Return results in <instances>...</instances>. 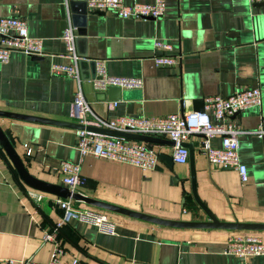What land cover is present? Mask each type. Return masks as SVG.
<instances>
[{
  "label": "crops",
  "instance_id": "1",
  "mask_svg": "<svg viewBox=\"0 0 264 264\" xmlns=\"http://www.w3.org/2000/svg\"><path fill=\"white\" fill-rule=\"evenodd\" d=\"M133 1L125 0L127 4ZM14 9L26 19L30 36L44 40L45 55L13 53L9 63L0 64L3 112L73 122L78 83L53 76L52 63L77 65L85 99L94 116L103 120L202 112L208 97L259 89L260 108L234 118L243 130L238 137V155L247 169L245 183L235 169L209 163L199 150L200 137L189 143L194 145L197 192L212 214L220 222L264 224V140L253 133L264 116V4L166 0L163 18L143 20L92 11L85 0L68 4L64 0H1L0 18L12 16ZM69 27L76 30L78 61L67 56L62 40ZM155 38L173 42L175 53L181 55L177 66H155V55L169 54L155 49ZM85 56L105 61L111 76L142 78L143 87L95 90L87 81L93 74L91 63L80 64ZM0 126L11 132L27 170L41 181L63 186L61 163L80 161L74 129L3 117ZM25 145L32 149L30 156ZM215 145L220 146L219 138ZM151 147L172 156L171 146ZM81 174L84 185L79 193L89 198L170 221H209L192 193L189 161L174 162L170 168L160 159L155 170L144 171L87 156ZM28 192L42 193L45 200L36 204ZM57 198L25 184L0 147V262L50 261L53 243H45L44 236L62 222ZM74 203L77 208L106 214L116 223L117 234H101L89 224L72 220L56 232L65 250L64 263L78 258L81 264H264V255L242 258L225 253L228 239L257 236L264 242L262 231L164 227L84 202Z\"/></svg>",
  "mask_w": 264,
  "mask_h": 264
},
{
  "label": "built area",
  "instance_id": "2",
  "mask_svg": "<svg viewBox=\"0 0 264 264\" xmlns=\"http://www.w3.org/2000/svg\"><path fill=\"white\" fill-rule=\"evenodd\" d=\"M1 1V0H0ZM72 0H64L68 4ZM250 6L264 4V0H247ZM92 11H112L122 19H161L166 12V0H154L152 3H143L134 0L127 4L125 0H85ZM76 30L67 28L62 35L68 54L78 61L75 56ZM156 50L168 51L169 54L155 55L152 60L157 68H173L180 63L181 55L175 53L174 44L171 41L154 39ZM13 53H23L28 57L44 56V40L31 37L26 19L14 9L10 17L0 18V64L9 63ZM97 62V76L91 81L97 91H106L110 88L140 89L143 80L140 77H120L108 74L106 63ZM51 74L58 77H66L76 80L78 89L74 97L71 118L73 122L84 126H96L116 132L137 134L142 136L158 137L172 141V157L175 163L186 164L189 161V150L184 147L193 137H200V152L206 156L209 163L221 168L235 169L242 183L248 179L246 166L240 163L238 155V137L243 133L240 125L234 118L251 108H260L261 94L259 89L251 88L236 92L230 96H211L205 99L204 112H188L172 114L165 117L148 116H120L113 120H103L94 116L90 105L87 103L81 88V79L77 65L51 64ZM94 116V118H93ZM215 122H214V121ZM77 136V150L80 161L74 163L64 161L60 166L62 185L68 188L72 194L79 193L84 185L81 174V164L87 156L96 159H104L111 162L130 164L144 171H152L158 167L160 151H156L147 143L133 141L121 137H113L86 130H75ZM259 139L264 140V116L253 132ZM220 139V146L215 145V140ZM28 149L30 156L32 149ZM28 197L40 204L45 200V195L39 192H28ZM55 203L62 213V222L54 231L47 232L44 242L53 243V251L50 261L46 264H81L78 258L71 262H62L64 248L59 242L56 232L63 225L72 220L89 224L98 233L115 236L117 234L116 223L106 214L94 209L77 208L72 198L58 197ZM225 253L237 257L263 256L264 242L260 237H233L228 239ZM0 264H39L32 260H2Z\"/></svg>",
  "mask_w": 264,
  "mask_h": 264
},
{
  "label": "water",
  "instance_id": "3",
  "mask_svg": "<svg viewBox=\"0 0 264 264\" xmlns=\"http://www.w3.org/2000/svg\"><path fill=\"white\" fill-rule=\"evenodd\" d=\"M83 60H80V64H86L87 62H90L93 67V74L90 78L87 79L89 81L88 83L92 86L90 83L92 80H94L97 76V62L96 60H90L85 56V58H82ZM82 66V65H81ZM93 87V86H92ZM111 91H117L120 90V88H110ZM202 112H204L202 110ZM0 117L13 119V120H20V121H26V122H32L36 124H44V125H51V126H58V127H65V128H71L74 130H86L93 133H99L103 135L113 136V137H121L128 140L133 141H140L147 143L148 145L151 144H160V145H167V146H173L174 143L172 141L158 138V137H151V136H142L137 134H128V133H122V132H116L112 130H107L104 128H99L96 126H84L77 124L75 122H65V121H58V120H51L46 118H40L35 116H28V115H22L17 113H11V112H3L0 111ZM0 147L5 151L7 154L9 160L13 164L15 170L17 171L19 177L21 180L27 184L28 186L48 193L55 195L57 197L68 199L72 198L73 200L77 202H84L88 205H91L93 207H97L99 209H105L108 211L116 212L119 214H123L129 217L141 219L153 224H157L164 227H175V228H192V229H227V230H241V231H262L264 232V224H245V223H239V222H220L213 214L212 212L203 204V202L200 200L198 192H197V185H196V175H195V153H194V145L192 143H185L184 147H186L189 150V163L191 166V174L189 177V180L191 182L192 187V193L195 197V200L197 204L201 207V209L205 212V214L208 216L209 221L208 222H181V221H170L165 219H160L156 217H152L146 214L134 212L128 209H124L115 205L107 204L92 198H89L87 196H84L80 193H74L72 194L71 191L64 187L59 185H53L46 183L44 181H41L35 177H33L29 171L27 170L25 163L20 156V154L16 150V141L14 137L11 135L10 131H4L0 126ZM160 159L164 161L170 168H173L174 166V160L173 157L166 154L161 153ZM177 181L178 178H175Z\"/></svg>",
  "mask_w": 264,
  "mask_h": 264
}]
</instances>
